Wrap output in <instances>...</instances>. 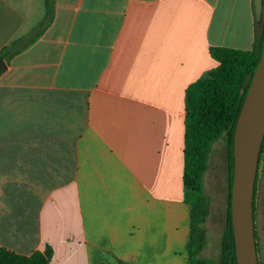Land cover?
<instances>
[{
	"label": "crops",
	"instance_id": "obj_1",
	"mask_svg": "<svg viewBox=\"0 0 264 264\" xmlns=\"http://www.w3.org/2000/svg\"><path fill=\"white\" fill-rule=\"evenodd\" d=\"M45 0H0V49ZM252 0H54L0 72V247L51 264H187L186 86L250 49Z\"/></svg>",
	"mask_w": 264,
	"mask_h": 264
},
{
	"label": "trees",
	"instance_id": "obj_2",
	"mask_svg": "<svg viewBox=\"0 0 264 264\" xmlns=\"http://www.w3.org/2000/svg\"><path fill=\"white\" fill-rule=\"evenodd\" d=\"M44 7L43 18L33 29L26 35L13 39L0 49V55L7 62L39 38L51 23L54 14V0H45ZM263 41L264 5L260 29L252 47L240 49L211 46L209 52L217 61V65L186 86L182 182L184 199L190 206L187 264H209L201 256L206 242L202 224L208 214V200L204 194L203 177L208 167L212 145L221 136H224L226 144L227 192L225 220L220 236V255L217 264H236L230 220L233 132L249 81L260 56ZM263 143L264 137L259 158ZM256 178L252 200L253 217ZM254 233L256 241V232ZM255 245L258 252L257 242ZM50 258L51 248L49 246L43 251H34L29 255L17 254L0 247V264H51ZM117 264L127 263L118 259ZM258 264H260L259 261Z\"/></svg>",
	"mask_w": 264,
	"mask_h": 264
},
{
	"label": "water",
	"instance_id": "obj_3",
	"mask_svg": "<svg viewBox=\"0 0 264 264\" xmlns=\"http://www.w3.org/2000/svg\"><path fill=\"white\" fill-rule=\"evenodd\" d=\"M252 3L255 22L259 24L264 0H252ZM5 67L6 63L0 56V72ZM263 137L264 41L233 132L230 220L236 264H258L252 200Z\"/></svg>",
	"mask_w": 264,
	"mask_h": 264
},
{
	"label": "rangeland",
	"instance_id": "obj_4",
	"mask_svg": "<svg viewBox=\"0 0 264 264\" xmlns=\"http://www.w3.org/2000/svg\"><path fill=\"white\" fill-rule=\"evenodd\" d=\"M262 20V19H261ZM260 24H258L260 29ZM204 194L208 200V214L203 227L206 242L201 256L209 264H217L220 255V236L225 220V201L227 192L226 144L224 136L216 140L208 158V167L203 177ZM254 224L257 258L264 264V143L257 168L254 194Z\"/></svg>",
	"mask_w": 264,
	"mask_h": 264
}]
</instances>
